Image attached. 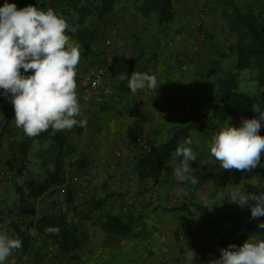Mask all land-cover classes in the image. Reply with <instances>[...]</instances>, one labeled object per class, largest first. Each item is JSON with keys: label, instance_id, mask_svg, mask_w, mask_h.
<instances>
[{"label": "crops", "instance_id": "crops-1", "mask_svg": "<svg viewBox=\"0 0 264 264\" xmlns=\"http://www.w3.org/2000/svg\"><path fill=\"white\" fill-rule=\"evenodd\" d=\"M129 10L124 7L114 13V22L120 21L122 27L107 23L99 45L88 59L80 56L76 68L81 106L78 119H86L87 124L64 131V151L68 166L82 158L91 160L92 166L70 173L68 168L63 175L65 184L44 195L36 204V213L53 216L66 211L81 230L77 257H62L56 249L57 264H212L220 258L221 249H227L244 234L250 221V208L233 203L231 192L244 190L258 195L255 173L259 176L261 168L253 169V175L240 176V170H224L211 156L212 139L227 124V120L214 118L215 91L224 79L218 77L223 76L221 72L205 74L204 69H197L205 57L193 48L194 36L182 37L177 45L171 42L166 50L155 49V45L140 41L141 35L128 34L133 22ZM177 27L185 29L187 25ZM185 33L190 34V30ZM132 57L138 59L134 72L154 75L161 84L156 92L147 88L135 93L125 91ZM110 60L119 66L108 75L113 95L84 102V74ZM14 119L13 105L0 95V175L13 172L16 184L23 186L36 175L54 170L56 148L54 135L45 141L29 137ZM180 131L192 141L190 146L197 154V160L191 163V177L217 175L200 186L179 183L172 172L181 158L173 154L160 180L140 181L135 173L141 152L136 138L159 146ZM224 172L229 180L221 178ZM88 174L92 181L87 184L84 175ZM7 184H0V200L10 195L4 188ZM202 197L212 202L206 207L208 217L203 216ZM108 216L128 225L129 234H107L103 225Z\"/></svg>", "mask_w": 264, "mask_h": 264}, {"label": "clouds", "instance_id": "clouds-1", "mask_svg": "<svg viewBox=\"0 0 264 264\" xmlns=\"http://www.w3.org/2000/svg\"><path fill=\"white\" fill-rule=\"evenodd\" d=\"M69 31L73 29L51 8L46 12L31 5L18 9L8 0L0 6V95L10 100L16 126L29 137L50 128L65 131L87 124L86 119H78L81 106L75 77L80 51L66 34ZM160 85L154 75L147 73L133 72L129 80L133 93L145 88L156 92ZM262 124L264 112L258 118L242 120L239 127L228 125L213 137L211 156L224 170L251 172L264 166V137L259 135ZM191 144L190 139H185L175 150L181 159L172 174L179 183H197L190 175L194 172L191 163L197 160ZM231 200L241 208H250L253 219L264 217V191L257 195L233 190ZM201 201L205 207L212 203L207 197ZM257 227L264 230V222ZM47 231L59 234L60 229ZM21 247L20 239L0 233V264ZM220 253L212 264H264V240L248 239L242 246L232 244Z\"/></svg>", "mask_w": 264, "mask_h": 264}, {"label": "trees", "instance_id": "trees-1", "mask_svg": "<svg viewBox=\"0 0 264 264\" xmlns=\"http://www.w3.org/2000/svg\"><path fill=\"white\" fill-rule=\"evenodd\" d=\"M120 0H8L10 4H16L18 9L26 6H34L42 11L52 9L58 16L70 15L73 22L82 26L76 31H69L67 35L71 40L75 41L79 51H82L84 58L93 53L95 42V32L98 29L96 25L83 27L84 19L91 17L92 8L98 4L96 8L99 13V21H104L107 16L115 9ZM139 1V0H136ZM144 3L143 10L150 15L154 12L158 14L159 25H165L172 20L174 0H142ZM88 3V4H85ZM231 8H234L232 19V32L237 36V45L234 51L237 53L236 70L242 72L252 70L256 73V81L261 88L259 96H251L247 93H241L239 89L238 77L231 75L221 81L218 92L215 96L216 103L214 118L220 121H226L231 117L236 118L239 123L244 119H253V107L256 103L260 104L264 112V22H261L259 16L249 14L242 16L238 11L234 0H228ZM5 0H0V6H3ZM75 15V16H74ZM80 51V53H81ZM138 64V59L129 61L127 66L128 82ZM129 86L125 91H129ZM52 135L54 147L57 150L55 168L47 171L45 174H39L31 178L27 185V191L23 186H16V194L18 196L17 206L9 211L0 210V225L7 220H11L10 226L18 239L22 241V248L27 252L30 248L34 224L30 217L36 213V202L44 195L53 193L55 189L65 184L63 179V171L60 164L61 154L67 144V138L64 131H53L51 128L42 132L39 137L41 140H48ZM259 135L264 137V124L260 129ZM188 139L185 133L177 132L173 138L159 146L151 145L152 150L149 153L140 152L136 161L135 173L140 181L151 180L157 182L162 177L163 167L170 157L175 154V150L180 142ZM261 164L264 165V156L261 155ZM92 162L87 158H82L74 163L71 167L77 171H85L91 168ZM264 177V166H259ZM213 174L208 176H197V185H203L206 180L211 178ZM201 208V206H200ZM205 211L203 216H210L208 208L202 207ZM172 210V209H171ZM249 223L246 225L244 234L233 244L245 242L254 236H264V230L258 229L257 225L264 222V217L253 219L251 210L249 209ZM218 218H224L218 216ZM59 228V234L50 233L48 228ZM103 230L107 234H129V227L119 221L115 217L108 216L103 225ZM78 226L68 216L66 211H59L57 214L49 217H43L40 221L39 234L45 236L50 242L54 243L59 251L60 256L75 259L77 252L81 247V233Z\"/></svg>", "mask_w": 264, "mask_h": 264}, {"label": "rangeland", "instance_id": "rangeland-1", "mask_svg": "<svg viewBox=\"0 0 264 264\" xmlns=\"http://www.w3.org/2000/svg\"><path fill=\"white\" fill-rule=\"evenodd\" d=\"M227 1L228 0H174L172 20L165 25H159L157 12H154L150 15L146 14L145 10H143L144 3L142 0H120L112 13H110L111 16H107L104 21H99V13L96 10L98 4H96L91 10V17L84 19L83 27H88L90 23L91 25L98 26V29H96L95 32V42L92 49L94 50L95 47L99 45L98 41L103 39L105 36L103 32L104 26L107 23L112 24V22L115 21L113 17L114 13H119L121 8H129V16L133 22H131L132 27L130 28L128 34L132 36L141 35L140 41L143 40V42L146 43L145 45H155V49L158 48L161 51L166 50L167 46L171 42L173 45H177L180 41H183L182 37L193 35L195 38V44L193 48L199 53L200 56L203 55L202 57H205L202 59V63H198V70L204 69L205 74H207V71L208 73L210 72L213 74L221 72L223 76L218 77L223 79H226L231 75H236L239 82L238 90L241 93H247L251 96L257 97L262 90L256 81V73L252 70H245L242 72H238L236 70L237 53L234 51V48L237 45L238 39L231 29L232 19L234 17V8H231ZM234 3L242 16L254 14L260 17L261 22H264V0H234ZM85 4L88 3L85 2ZM62 17L66 20L73 31H76L82 27L79 26L78 23L76 24V22H73L70 15H62ZM119 22H114L113 25L121 28L122 24ZM183 23L187 25L185 29L177 27V25ZM186 30H190V34H186ZM138 50L139 49H137V51ZM80 56L81 58H84L82 53H80ZM193 57L194 59L197 58V56ZM135 58L136 57H132L130 59L133 60ZM217 74L219 75L220 73ZM220 83L221 82L219 81L217 84L215 95L218 92ZM252 111L253 118H258L259 113L263 112L260 104L258 103L255 104ZM225 125L226 127L228 125L239 127L240 123L236 118L231 117L227 120V124ZM65 153L66 152L63 151L60 158L63 175L67 172L68 168V173L77 171L71 167L72 163L68 166V159ZM261 155L264 156V151L261 152ZM56 157L57 150L54 157L55 162ZM256 174L257 173H255L256 180L254 184L256 186L257 181L259 180V191H264V177L262 174H259V176ZM216 175L217 174L214 173L211 177ZM221 175L222 179L226 178V180H229L228 178H230L227 172H224ZM241 175L247 176L253 174L251 172L241 171L240 176ZM14 178L15 177L8 179L6 178V174L0 175V184L8 183L9 185L7 184L4 188L10 192V195L7 196L6 200H0V210L9 211L17 206V184L16 179ZM27 183L28 182L23 185L26 191ZM49 194L51 193H48V195ZM43 217L47 216H43L41 212L35 213L30 217L34 224V231L32 234L29 250L24 252L22 247L17 249V253L13 256L10 255L6 259L5 264H47L48 260L53 261L56 264L58 263L57 259L55 258V251L58 249L57 246L50 242L45 236L39 234L40 221ZM11 221L12 219L7 220L4 224L0 225V233H3L10 238H17L10 226ZM262 237L264 236L262 235ZM53 245L55 246V249ZM39 247H41L42 250H37Z\"/></svg>", "mask_w": 264, "mask_h": 264}, {"label": "built area", "instance_id": "built-area-1", "mask_svg": "<svg viewBox=\"0 0 264 264\" xmlns=\"http://www.w3.org/2000/svg\"><path fill=\"white\" fill-rule=\"evenodd\" d=\"M118 64L114 61L110 60L103 65L97 67L96 69L89 70L86 74H84L82 78V85L85 88V91L82 95V100L84 102H90L93 99L96 101H101V99L105 97H110L113 95V90L110 86V82L108 80V75L111 71L118 69ZM136 145H138L144 153H149L152 150V146L142 137H137ZM14 173L8 172L6 173V178H13ZM84 180L88 184L92 181V177L88 175H84ZM154 198H157L154 195ZM176 204V203H175ZM174 202L171 204L175 206ZM17 250H13L12 255H15ZM47 264H56L53 261L48 260Z\"/></svg>", "mask_w": 264, "mask_h": 264}]
</instances>
